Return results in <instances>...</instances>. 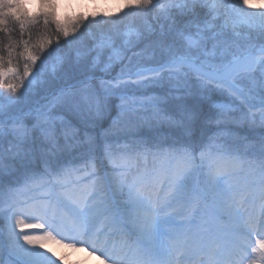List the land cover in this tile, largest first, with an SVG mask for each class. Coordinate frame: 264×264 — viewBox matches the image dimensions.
Listing matches in <instances>:
<instances>
[{
	"label": "snow or ice",
	"instance_id": "1",
	"mask_svg": "<svg viewBox=\"0 0 264 264\" xmlns=\"http://www.w3.org/2000/svg\"><path fill=\"white\" fill-rule=\"evenodd\" d=\"M32 2L0 0L10 264H57L52 240L100 264H187L195 253L201 264H264V10L127 0L130 21L89 25L61 21L58 0H35V13ZM127 52L149 59L133 65ZM210 210L228 215L226 236L176 223Z\"/></svg>",
	"mask_w": 264,
	"mask_h": 264
},
{
	"label": "rangeland",
	"instance_id": "2",
	"mask_svg": "<svg viewBox=\"0 0 264 264\" xmlns=\"http://www.w3.org/2000/svg\"><path fill=\"white\" fill-rule=\"evenodd\" d=\"M74 2L75 0H58L59 5H65L68 2ZM92 2L83 1L80 7L81 9L94 10L96 12L103 10L107 12H113L120 10L125 0H91ZM76 4V3H75ZM97 4V5H95ZM246 11H261L264 10V0H248V5H241Z\"/></svg>",
	"mask_w": 264,
	"mask_h": 264
},
{
	"label": "bare ground",
	"instance_id": "3",
	"mask_svg": "<svg viewBox=\"0 0 264 264\" xmlns=\"http://www.w3.org/2000/svg\"><path fill=\"white\" fill-rule=\"evenodd\" d=\"M48 246L46 245V248H47Z\"/></svg>",
	"mask_w": 264,
	"mask_h": 264
}]
</instances>
